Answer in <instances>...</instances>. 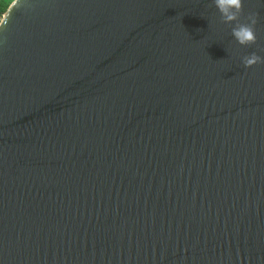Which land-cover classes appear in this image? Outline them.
Listing matches in <instances>:
<instances>
[{
  "label": "water",
  "instance_id": "1",
  "mask_svg": "<svg viewBox=\"0 0 264 264\" xmlns=\"http://www.w3.org/2000/svg\"><path fill=\"white\" fill-rule=\"evenodd\" d=\"M15 0L0 23V264H264V2ZM1 21V22H2Z\"/></svg>",
  "mask_w": 264,
  "mask_h": 264
},
{
  "label": "clouds",
  "instance_id": "2",
  "mask_svg": "<svg viewBox=\"0 0 264 264\" xmlns=\"http://www.w3.org/2000/svg\"><path fill=\"white\" fill-rule=\"evenodd\" d=\"M12 2L13 0H0V18L3 17L4 5ZM213 3L222 16L224 23L234 25L231 29V35L236 43L245 47L257 43L255 26L258 23L259 14L254 11L249 12L246 20L241 22L245 0H213ZM0 23H3V21ZM242 63L245 68H251L257 64L264 63V57L253 52L250 55L244 56Z\"/></svg>",
  "mask_w": 264,
  "mask_h": 264
},
{
  "label": "trees",
  "instance_id": "3",
  "mask_svg": "<svg viewBox=\"0 0 264 264\" xmlns=\"http://www.w3.org/2000/svg\"><path fill=\"white\" fill-rule=\"evenodd\" d=\"M13 2H14V1H13ZM13 2H12V3H13ZM12 3L4 5V11H3V13H2L3 16L5 15V13L7 12V10L9 9V7L11 6ZM2 19H3V17L0 18V22L2 21Z\"/></svg>",
  "mask_w": 264,
  "mask_h": 264
},
{
  "label": "rangeland",
  "instance_id": "4",
  "mask_svg": "<svg viewBox=\"0 0 264 264\" xmlns=\"http://www.w3.org/2000/svg\"><path fill=\"white\" fill-rule=\"evenodd\" d=\"M13 1H15V0H13Z\"/></svg>",
  "mask_w": 264,
  "mask_h": 264
}]
</instances>
